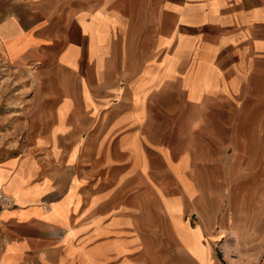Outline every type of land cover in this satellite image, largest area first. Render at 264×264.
Wrapping results in <instances>:
<instances>
[{"label":"crops","instance_id":"obj_1","mask_svg":"<svg viewBox=\"0 0 264 264\" xmlns=\"http://www.w3.org/2000/svg\"><path fill=\"white\" fill-rule=\"evenodd\" d=\"M3 57L53 66L39 77L56 93L38 99H58L36 108L32 154L0 162L3 177L23 162L27 184L46 187L0 208V264H215L216 241L226 249L232 231L243 245L227 214L246 208L251 228L264 213V0H0ZM166 88L184 94L194 122L217 103L235 107L227 154L209 161L217 174L155 140L150 107L157 96L170 105ZM156 154L172 192L156 179ZM63 202L87 257L64 249ZM49 207L58 223L41 217ZM193 243L208 247L204 259ZM223 259L245 262L233 250Z\"/></svg>","mask_w":264,"mask_h":264},{"label":"rangeland","instance_id":"obj_2","mask_svg":"<svg viewBox=\"0 0 264 264\" xmlns=\"http://www.w3.org/2000/svg\"><path fill=\"white\" fill-rule=\"evenodd\" d=\"M58 50L52 51L53 54ZM54 57V56H53ZM53 57L47 62L53 60ZM47 72L53 66H44ZM42 64L29 63L19 65L15 62H11L5 57L0 59V162L10 158V156H21L34 150V147L25 146L26 138L34 133V130L38 129L37 118L41 116L36 108L42 103L45 106H53L57 101L55 94L45 97L44 100L38 99L43 91L52 93L55 92L57 82L51 83L40 80V73L44 68ZM56 93V92H55ZM169 101L170 105L161 106L159 103L163 102L159 96L154 97L151 103V125L152 134L155 140L170 145L175 150L186 149L193 151L196 156L204 159L208 162V171L211 175L218 173V168L210 164L213 158H216V154H227L223 150L227 141V127L234 120L233 112L235 107L226 102L216 104V109L207 112H200V121H193L194 109L186 101L184 94H181L178 90H172L166 88L164 91V99ZM207 116L210 119H207ZM208 125L214 127L215 133L212 135H206L204 132L208 131ZM250 130L255 129L252 124L248 125ZM249 136L253 141L257 143V133L250 131ZM254 151L257 152L255 149ZM40 153L37 150L36 154ZM17 159L13 158V165L16 164ZM154 167L159 170L156 174V179L166 185V189L170 192L174 190L170 181V175L164 173L162 170L163 160L159 155H155ZM0 164V190H2L7 198L12 199L11 205L0 204L2 207H11L16 205H23L31 201L25 198L22 194H29L31 196L39 195L46 187L40 186V184L29 185L28 180L23 178L21 174H18L23 169V162L19 164V167L11 175L10 170H6V176H2L4 168ZM11 169V168H10ZM3 183V184H2ZM42 187V188H41ZM22 193V194H21ZM71 196V195H70ZM70 196L67 197L69 201ZM15 205V206H16ZM57 206H64L67 209V235L63 239L64 249L69 254L79 253L81 257L88 256V250L85 249V244L77 245L75 243L76 230L70 225V209L67 208L65 202L56 204ZM79 203H77V208ZM77 208H74L75 210ZM245 209H239L238 214L228 213L230 217L229 222L233 227L238 226V230L243 233L241 242L243 245H238L237 236L231 231L228 238L231 241L230 246L223 249L220 246V242L216 241L214 251L216 254L215 264H227L224 261L225 252L229 253L233 250L235 256L242 255L244 264H264V213H255L254 227L248 228L247 214ZM41 217L51 221L59 222L49 207ZM248 228V229H247ZM254 235L256 243H250V236ZM233 245V246H231ZM193 253L204 259L207 248H201L198 244L193 243L190 247ZM167 253V252H166ZM165 252H162L164 256H167ZM172 254L169 253L170 257ZM208 258L206 259V261ZM205 261V262H206ZM212 264V263H210Z\"/></svg>","mask_w":264,"mask_h":264},{"label":"built area","instance_id":"obj_3","mask_svg":"<svg viewBox=\"0 0 264 264\" xmlns=\"http://www.w3.org/2000/svg\"><path fill=\"white\" fill-rule=\"evenodd\" d=\"M12 199H8L7 197H5V195L3 194V192L0 191V204H7V205H11L13 203H11ZM13 202V201H12Z\"/></svg>","mask_w":264,"mask_h":264},{"label":"bare ground","instance_id":"obj_4","mask_svg":"<svg viewBox=\"0 0 264 264\" xmlns=\"http://www.w3.org/2000/svg\"><path fill=\"white\" fill-rule=\"evenodd\" d=\"M1 192H3L2 190H0ZM3 194L5 195V193L3 192ZM5 197H7L6 195H5ZM9 199V198H8ZM11 200V199H10ZM13 201V200H12Z\"/></svg>","mask_w":264,"mask_h":264}]
</instances>
